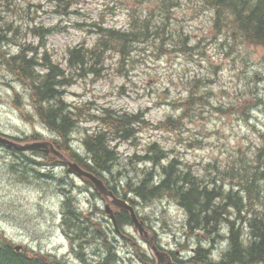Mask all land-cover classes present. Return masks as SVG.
<instances>
[{
    "label": "rangeland",
    "instance_id": "1",
    "mask_svg": "<svg viewBox=\"0 0 264 264\" xmlns=\"http://www.w3.org/2000/svg\"><path fill=\"white\" fill-rule=\"evenodd\" d=\"M134 1L75 0L71 10L63 14L55 10L50 0H0V49L13 54L24 44L37 47L41 43L38 44L31 29H50L43 38L45 46L42 48L54 63L66 69L68 50L79 45L92 47L98 38L97 26L127 28L129 9L133 8L129 7ZM141 1L143 3L135 9L140 18L149 17L156 26L168 13L166 32L188 33L197 47L184 53L172 48L169 40L162 49L159 41L155 48L151 43L139 44V49L123 61L113 51L98 52V62L90 59L89 64L101 68V76L75 74L73 84L64 88L63 99L68 106L88 101L94 107L92 112H98L101 107L132 113L142 111L151 126L142 128L134 139L112 142L117 160L112 165V173L103 174L104 180L128 202L134 199L137 214L153 229L157 244L173 251L176 257L192 256L199 247L209 254L214 248V255L220 256L228 244V222L223 221L219 226L221 242L216 236L192 231L186 212L169 195L145 201L131 189L150 172L153 180H158L162 174L161 166L167 164L166 160L158 164L139 160L155 141L164 148L169 159L176 158L181 169L203 183L213 178L218 180L224 193L237 190L238 180L228 177L224 170L238 166V151L243 153L241 160L249 164V168L251 165L256 168L252 153L263 143L260 139L264 132L263 53L260 48L232 38L230 32L214 31L213 11L201 4V0H174L177 4L168 9L159 8V0ZM1 50L0 131L31 136L32 126L41 131L43 125L30 107L27 85L19 82L3 64ZM191 94L207 102L192 100L179 129L158 128L161 121L183 113V103ZM241 102H244L242 109L236 108ZM231 105L234 107L229 108ZM95 126L94 121L83 117L73 129L70 139L79 153L85 155L82 140L96 129ZM45 135L62 142L51 131ZM262 158L264 160V154ZM51 163L49 158L11 152L0 146L2 239H8L14 247L20 246L19 250L67 264L100 263L108 256V248L115 256L113 260L107 259L109 264H154L142 263L136 256L134 247L126 239L135 234L131 225H121L123 237L115 232L104 211L109 200L95 191L92 183ZM260 188L264 192V183ZM67 195L72 210L84 220L79 223L83 235L69 228L77 220L72 214L64 215L63 202ZM110 207L118 212L111 203ZM228 212L230 220L235 218L234 208L229 207ZM242 232L247 242L248 228H242Z\"/></svg>",
    "mask_w": 264,
    "mask_h": 264
},
{
    "label": "trees",
    "instance_id": "2",
    "mask_svg": "<svg viewBox=\"0 0 264 264\" xmlns=\"http://www.w3.org/2000/svg\"><path fill=\"white\" fill-rule=\"evenodd\" d=\"M50 1L56 6L55 10H61L63 14H67L75 3V0ZM142 3L141 0L132 2L133 6L129 8H133L129 9L127 28L115 29L97 26L95 32L98 38L92 47L79 45L70 49L66 59V69L61 68L41 52L42 41L38 42L41 44L37 47L24 44L17 53L13 54L0 49L3 64L11 73H14L19 82L29 87L31 104L34 106L38 118L60 137V141L62 140V142H54L56 147L70 159L75 160L82 168L100 177L105 172L111 174L112 165L117 160V152L112 142L117 139L123 141L134 139L142 128L151 126V123L144 118L142 111L132 113L123 109L101 107L98 112H92L94 107L88 101L68 106L63 99V88L73 84L75 74H78L79 77H87L88 74L95 78L101 76V68L89 64L90 59L93 62H98L96 59L98 52L113 51L123 61L126 57L129 58L133 51L139 49V44L146 43L145 45L148 46L151 43L155 48L159 41L162 45L160 49H162L166 40H169L172 48L184 53H189L197 47L188 33L166 32L168 13L161 24L156 26L151 24L149 17L140 18L135 9ZM175 4L177 3L174 0H159V8L168 9ZM201 4H206L213 11L214 31L221 33L223 30L227 34L230 32L232 38L238 39L243 44L260 48L263 53L261 61L264 65V0H201ZM8 30H12L14 33L18 31L17 29ZM49 31L50 29L43 31L41 27L31 29V33L38 39L43 38ZM7 33L8 31L5 30V34ZM40 68L45 69V72L39 73ZM256 75L258 78V73ZM192 100L207 102L205 98L194 97L191 94L183 103L185 106L183 113L178 117H168L161 121L157 125L158 128L167 131L179 129L182 126L183 118L187 116ZM242 105L244 106V102L235 107L242 109ZM248 107L249 105L246 108ZM83 117L96 122V129L87 133L82 140L85 155L72 147L70 139L73 129ZM260 138L263 143L252 153V158L256 160V168L252 165L249 168L250 165L241 160L243 153L238 151V166L235 168L232 165L224 170L228 177L238 180L235 192L231 190V192L224 193L221 186L218 185L217 179L211 178V181L203 183L201 179L181 169L180 162L174 157L169 159L164 148L155 141L145 149V155L139 156V160L153 164L166 160L167 164L161 166L162 174L158 180H153L150 172L131 190L145 201L169 195L186 212L187 223L192 231L216 236L219 240L222 238V235L219 234V226L223 221L228 222L229 230L226 241L228 244L221 254L219 264H264V192L260 188V184L264 183V160L262 158L264 132L260 134ZM43 156L51 159L53 164H62L52 154H43ZM213 170L216 169L213 168ZM87 182L89 183V181ZM111 189L115 191L114 186ZM63 203L64 211H66L64 215L72 214L77 220L69 227L70 230L75 233L78 230L79 234L83 235V227L79 223H84V220L72 210L69 195L66 196ZM229 207L234 208L236 212V216L232 220L228 216ZM116 220L119 226L130 223L129 213L123 209L118 210ZM246 227L249 230L247 242L243 238L242 232V228ZM79 234H77L78 237ZM127 239L142 263L153 262L134 237L129 236ZM108 249V256L97 264H109L107 259L115 258L114 251ZM200 249V247L196 248L198 256H205L206 252L203 253V250ZM0 264L67 263L26 251H16L11 241L0 237Z\"/></svg>",
    "mask_w": 264,
    "mask_h": 264
},
{
    "label": "water",
    "instance_id": "3",
    "mask_svg": "<svg viewBox=\"0 0 264 264\" xmlns=\"http://www.w3.org/2000/svg\"><path fill=\"white\" fill-rule=\"evenodd\" d=\"M0 141L6 144L8 147H15L17 149H22V150L37 149V150H41L44 152L53 153L59 158H61L64 161V163L67 165V170L69 172H74L78 174L79 176L89 178L93 182L95 189L99 193L104 195V197H106L107 199H110L111 203H113L117 207L124 208L129 211L132 223L134 225L135 232L137 233L138 237L141 240L145 241L148 244L150 251L152 252V254L155 256L157 260V264H176L175 262L171 260V257L167 252L161 251L155 246L153 235L151 234L149 230L145 228L144 222L142 220H139L134 210V207L131 204H129L126 200L115 196L113 191L107 188L103 180L98 178L96 175L82 169L76 162L71 161L68 158H66L60 151H58L54 147V145L51 142L37 141V142H32V143H28L25 145H21L19 143H16L12 140L6 139L1 136H0ZM105 208L116 226L117 224L115 222V217L113 215V211L110 208L109 203L105 205Z\"/></svg>",
    "mask_w": 264,
    "mask_h": 264
},
{
    "label": "flooded vegetation",
    "instance_id": "4",
    "mask_svg": "<svg viewBox=\"0 0 264 264\" xmlns=\"http://www.w3.org/2000/svg\"><path fill=\"white\" fill-rule=\"evenodd\" d=\"M18 108V107H17ZM21 111V110H20ZM22 113H24L23 111H21ZM44 129H46L47 130V127H45V126H43V129H41V133H44L43 131H44ZM38 128H35L34 126H32L31 127V136H28V135H26V134H24V135H17V136H15V135H10V134H7V133H5V134H7V135H9V136H11V137H14V138H16L17 140H20V141H30V140H34V139H39L38 138ZM198 257V258H197ZM197 257H195V256H192V257H187V258H182V257H179L178 258V261L179 262H182V263H186V264H190V263H193V262H196V261H194V260H198V262H200L201 264H217V262H215V261H210V260H208L207 258H203V257H200V256H197Z\"/></svg>",
    "mask_w": 264,
    "mask_h": 264
},
{
    "label": "bare ground",
    "instance_id": "5",
    "mask_svg": "<svg viewBox=\"0 0 264 264\" xmlns=\"http://www.w3.org/2000/svg\"><path fill=\"white\" fill-rule=\"evenodd\" d=\"M133 203V202H132ZM144 221V220H143ZM145 222V221H144ZM145 225H146V222H145ZM147 226V225H146ZM148 227V226H147ZM148 228H150V227H148ZM151 229V228H150ZM153 230V229H152ZM93 235V234H92ZM107 252V251H106Z\"/></svg>",
    "mask_w": 264,
    "mask_h": 264
}]
</instances>
